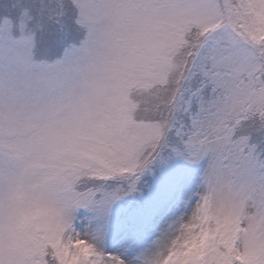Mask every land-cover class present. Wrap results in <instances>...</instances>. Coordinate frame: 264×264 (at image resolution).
<instances>
[{"label": "snow or ice", "instance_id": "6c2138e0", "mask_svg": "<svg viewBox=\"0 0 264 264\" xmlns=\"http://www.w3.org/2000/svg\"><path fill=\"white\" fill-rule=\"evenodd\" d=\"M0 264H264V0H0Z\"/></svg>", "mask_w": 264, "mask_h": 264}]
</instances>
